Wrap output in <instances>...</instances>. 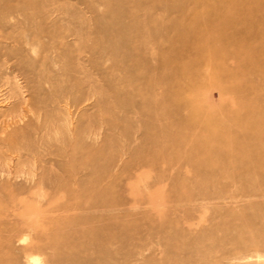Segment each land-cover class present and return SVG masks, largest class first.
Segmentation results:
<instances>
[{
    "label": "rangeland",
    "instance_id": "rangeland-1",
    "mask_svg": "<svg viewBox=\"0 0 264 264\" xmlns=\"http://www.w3.org/2000/svg\"><path fill=\"white\" fill-rule=\"evenodd\" d=\"M0 264H264V0H0Z\"/></svg>",
    "mask_w": 264,
    "mask_h": 264
},
{
    "label": "bare ground",
    "instance_id": "bare-ground-1",
    "mask_svg": "<svg viewBox=\"0 0 264 264\" xmlns=\"http://www.w3.org/2000/svg\"><path fill=\"white\" fill-rule=\"evenodd\" d=\"M35 261V260H34ZM37 262V261H36Z\"/></svg>",
    "mask_w": 264,
    "mask_h": 264
}]
</instances>
